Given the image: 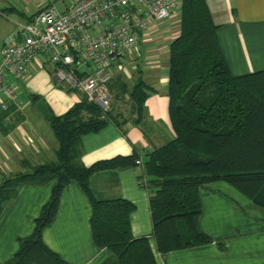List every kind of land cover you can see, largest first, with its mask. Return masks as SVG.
<instances>
[{
	"label": "crops",
	"instance_id": "0c3cea01",
	"mask_svg": "<svg viewBox=\"0 0 264 264\" xmlns=\"http://www.w3.org/2000/svg\"><path fill=\"white\" fill-rule=\"evenodd\" d=\"M205 1L218 26L220 46L232 73L264 69V0ZM47 4L48 0H0V55L5 42L17 32L18 23L28 22ZM179 21L180 14H175L154 23L142 34L139 46L113 64L109 89L117 121L82 135L80 161L91 166L117 156L137 155L142 160L141 165L97 171L90 184L99 199L125 198L135 204L132 234L149 237L157 264H264V208L225 181L200 188L199 225L212 242L165 254L157 251L144 163L148 153L175 136L167 86L169 48L179 33ZM27 67V78L17 85L18 100L10 103L14 111L5 118L0 116V182L10 173L55 159L58 141L50 119L34 108L33 98L45 100L53 115L59 116L82 97L54 82L50 61L38 58ZM140 78L150 91L144 109L138 112L129 90ZM52 186L53 182L20 186L15 199L5 205L0 214V264L16 253L19 238L32 233ZM61 192L56 215L43 231L44 243L70 264H101L109 251L93 241L88 196L76 181Z\"/></svg>",
	"mask_w": 264,
	"mask_h": 264
},
{
	"label": "trees",
	"instance_id": "16d2710c",
	"mask_svg": "<svg viewBox=\"0 0 264 264\" xmlns=\"http://www.w3.org/2000/svg\"><path fill=\"white\" fill-rule=\"evenodd\" d=\"M180 10V30L168 60L175 136L148 153L144 163L152 236L162 254L212 242L199 225L203 185L225 181L264 208V69L232 73L205 0H182ZM148 90L141 78L129 90L136 111L144 109ZM13 111L14 104H9L0 116ZM112 113L82 95L65 114L49 120L58 141L55 159L3 176L0 214L18 187L53 182L32 233L19 238L18 250L4 264H70L44 243L43 231L56 215L61 191L72 181L89 198L93 241L109 251L101 264H157L149 237L132 234L135 204L125 198L99 199L90 184L95 172L132 165L138 156H117L91 166L80 161L82 135L117 121Z\"/></svg>",
	"mask_w": 264,
	"mask_h": 264
},
{
	"label": "built area",
	"instance_id": "2783aa9c",
	"mask_svg": "<svg viewBox=\"0 0 264 264\" xmlns=\"http://www.w3.org/2000/svg\"><path fill=\"white\" fill-rule=\"evenodd\" d=\"M181 6L182 0H76L63 11L46 5L18 23L3 45L0 109L18 100L17 85L27 78V66L41 58L54 66V82L110 110L113 64L136 49L154 23L180 14ZM134 163L143 164L140 158Z\"/></svg>",
	"mask_w": 264,
	"mask_h": 264
},
{
	"label": "water",
	"instance_id": "95a60500",
	"mask_svg": "<svg viewBox=\"0 0 264 264\" xmlns=\"http://www.w3.org/2000/svg\"><path fill=\"white\" fill-rule=\"evenodd\" d=\"M34 108L38 110L44 117L51 119L53 117V113L51 112L48 104H46L45 100L39 99L35 103H33Z\"/></svg>",
	"mask_w": 264,
	"mask_h": 264
},
{
	"label": "rangeland",
	"instance_id": "374dc122",
	"mask_svg": "<svg viewBox=\"0 0 264 264\" xmlns=\"http://www.w3.org/2000/svg\"><path fill=\"white\" fill-rule=\"evenodd\" d=\"M70 1H73V0H48L47 5L53 3L60 11H63L64 9H66L70 5V3H71ZM27 170L25 169L24 171H27ZM238 194H240V193H238Z\"/></svg>",
	"mask_w": 264,
	"mask_h": 264
}]
</instances>
